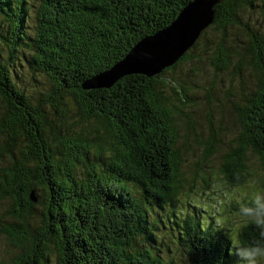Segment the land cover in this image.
Masks as SVG:
<instances>
[{"label": "trees", "instance_id": "16d2710c", "mask_svg": "<svg viewBox=\"0 0 264 264\" xmlns=\"http://www.w3.org/2000/svg\"><path fill=\"white\" fill-rule=\"evenodd\" d=\"M189 1L0 0V264H249L264 251V0L217 4L158 74L86 87ZM213 103L220 121L187 110ZM201 158L206 185L260 186L234 206L245 222L203 218L183 168Z\"/></svg>", "mask_w": 264, "mask_h": 264}, {"label": "water", "instance_id": "95a60500", "mask_svg": "<svg viewBox=\"0 0 264 264\" xmlns=\"http://www.w3.org/2000/svg\"><path fill=\"white\" fill-rule=\"evenodd\" d=\"M223 0H191L165 28L144 36L103 77L86 87L111 86L129 73L155 75L175 64L197 42L216 16ZM35 199V198H34Z\"/></svg>", "mask_w": 264, "mask_h": 264}, {"label": "rangeland", "instance_id": "374dc122", "mask_svg": "<svg viewBox=\"0 0 264 264\" xmlns=\"http://www.w3.org/2000/svg\"><path fill=\"white\" fill-rule=\"evenodd\" d=\"M27 74L28 73H26V75ZM204 106L208 109L201 110L198 108V105L187 108L188 111H192L194 121H201L204 115L211 114L213 116L216 114L217 117H219V121L222 120V116L225 114V111L222 110L216 103H213L212 105L204 104ZM228 124L232 126L231 122H228ZM197 127L198 128H196L194 132L199 131V128L202 129L201 124H198ZM232 128L235 129L238 127L235 125L232 126ZM191 143L194 145V148H198L197 145L199 144L194 140V138ZM200 150L201 144L199 145V151ZM256 161L257 159L255 158V163ZM183 168H188L191 172V179L189 180L191 183V192L205 201V216H203V218H206V221L215 220L223 222L226 227L232 228L233 225L231 224H236L237 226L238 223L245 222L247 220V216L240 210L234 211V206L238 202L242 200L245 201L260 192V186L254 181H251L252 177L246 178L240 184L231 183L226 179L221 178L219 180H213L210 185H206V177H209L210 180L215 179L212 169L208 168V165L206 164V159L201 158V161L190 159V161H188V166L184 165ZM263 177V173L256 174L257 180ZM160 214L162 216H167V211L164 210ZM155 217L159 220L160 217L158 211H156ZM163 231H167L165 227H163ZM7 249L8 240L0 235V261H2L3 257L6 256ZM247 260L248 256H246L240 264H246ZM257 261L260 264H264V255L257 256Z\"/></svg>", "mask_w": 264, "mask_h": 264}, {"label": "clouds", "instance_id": "9594fccd", "mask_svg": "<svg viewBox=\"0 0 264 264\" xmlns=\"http://www.w3.org/2000/svg\"><path fill=\"white\" fill-rule=\"evenodd\" d=\"M260 255H264V251L259 249L255 250V256H260ZM255 256L249 261V264H256Z\"/></svg>", "mask_w": 264, "mask_h": 264}, {"label": "bare ground", "instance_id": "6f19581e", "mask_svg": "<svg viewBox=\"0 0 264 264\" xmlns=\"http://www.w3.org/2000/svg\"><path fill=\"white\" fill-rule=\"evenodd\" d=\"M100 78V77H99ZM205 231H207V229H204ZM208 232V231H207ZM187 253H188V251H187ZM188 262H190L191 260H187ZM227 264V263H226Z\"/></svg>", "mask_w": 264, "mask_h": 264}]
</instances>
